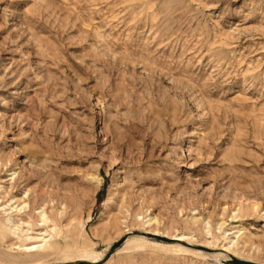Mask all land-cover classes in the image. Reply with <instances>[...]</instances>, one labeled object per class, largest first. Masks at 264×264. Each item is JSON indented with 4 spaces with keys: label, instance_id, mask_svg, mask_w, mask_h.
I'll list each match as a JSON object with an SVG mask.
<instances>
[{
    "label": "rangeland",
    "instance_id": "rangeland-1",
    "mask_svg": "<svg viewBox=\"0 0 264 264\" xmlns=\"http://www.w3.org/2000/svg\"><path fill=\"white\" fill-rule=\"evenodd\" d=\"M241 261L264 0H0V264Z\"/></svg>",
    "mask_w": 264,
    "mask_h": 264
},
{
    "label": "water",
    "instance_id": "water-1",
    "mask_svg": "<svg viewBox=\"0 0 264 264\" xmlns=\"http://www.w3.org/2000/svg\"><path fill=\"white\" fill-rule=\"evenodd\" d=\"M239 264H257V263H253V262H249V261H241V262H239Z\"/></svg>",
    "mask_w": 264,
    "mask_h": 264
},
{
    "label": "bare ground",
    "instance_id": "bare-ground-1",
    "mask_svg": "<svg viewBox=\"0 0 264 264\" xmlns=\"http://www.w3.org/2000/svg\"><path fill=\"white\" fill-rule=\"evenodd\" d=\"M107 206H108V205H107ZM17 209H18V208H17ZM21 209H22V208H20L19 211H20ZM140 239H141V238H140ZM33 248H34V247H32V248L27 247L26 250L29 251V250H32ZM100 257H101V256H100Z\"/></svg>",
    "mask_w": 264,
    "mask_h": 264
}]
</instances>
